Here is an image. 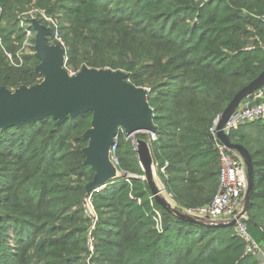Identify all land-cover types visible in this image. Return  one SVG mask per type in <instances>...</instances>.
<instances>
[{"label":"trees","instance_id":"obj_1","mask_svg":"<svg viewBox=\"0 0 264 264\" xmlns=\"http://www.w3.org/2000/svg\"><path fill=\"white\" fill-rule=\"evenodd\" d=\"M33 2L61 22L68 69H122L151 90L158 137L152 154L165 166L158 174L178 207L210 202L220 179L211 128L264 70V0H0V86L42 80L36 30L23 16ZM91 120L85 112L61 124L44 117L0 129V264H260L244 254L234 227L181 220L151 199L132 138L123 133L118 167L137 177L94 191L98 220L91 229L85 186L94 171L82 151ZM230 137L252 156L247 224L264 243V120L240 125Z\"/></svg>","mask_w":264,"mask_h":264},{"label":"water","instance_id":"obj_2","mask_svg":"<svg viewBox=\"0 0 264 264\" xmlns=\"http://www.w3.org/2000/svg\"><path fill=\"white\" fill-rule=\"evenodd\" d=\"M35 33V56L39 63L35 70L42 80L33 85H20L15 89L0 86V129L22 126L52 117L61 124L85 112H92L90 127L84 137L88 144L83 148L84 164L94 171L86 184V201L97 188L118 177L130 176L120 170L112 159V147L118 126L127 135L138 132H156V115L150 106L151 90L131 82L129 73L122 69L93 68L83 65L77 74L71 75L65 66L66 51L59 43H52V28L32 19ZM264 88V70L241 88L216 123V136L242 160L246 172L247 188L238 214L229 219H209L195 216L178 207L162 191L156 180L155 160L148 140L134 138L144 177L156 202L167 212L185 221H194L211 227H234L239 221H250L249 204L254 191V165L249 150L232 141L225 127L244 100H254L256 92Z\"/></svg>","mask_w":264,"mask_h":264},{"label":"built area","instance_id":"obj_3","mask_svg":"<svg viewBox=\"0 0 264 264\" xmlns=\"http://www.w3.org/2000/svg\"><path fill=\"white\" fill-rule=\"evenodd\" d=\"M36 1V0H34ZM44 12V13H43ZM45 19L51 21L53 23L54 29H56L52 33V43H59L61 44L65 51V66L67 67V50H66V43L63 37L60 34L59 26L53 22V17L49 18L45 10H41ZM46 14V15H45ZM33 19V18H32ZM264 24V17L261 18ZM52 28V27H51ZM53 31V28H52ZM2 41L0 36V42ZM255 46L249 45L247 49L252 50ZM261 48L264 50V45H261ZM71 75H75L78 73L77 70L68 69ZM218 118L216 119L214 125L211 128L213 135L216 139V149L219 154L220 158V179H219V187L216 195L214 198L200 206H191L183 208L187 212L203 218L209 219H229L236 217L238 214V210L240 208L242 199L244 197L246 188H247V179H246V172L244 168V164L240 157L233 151H231L225 144H223L216 136V123ZM264 120V88L259 89L256 92V96L254 100H244L238 107L237 111L232 115L231 120L225 127V131L230 134V132L234 129H237L240 125L257 122ZM124 134L127 138L131 137L126 134L125 129L122 125L118 126V133L115 137V145L112 147V159L118 165V159L115 155V150L117 144L119 142L121 134ZM147 136V140L152 150V143L158 139L156 133L146 131L144 132ZM158 168H160L161 172L165 173V166L160 167L159 163L155 161V170L156 174L158 173ZM164 184V183H163ZM104 186L97 188L95 191L100 190ZM162 188V187H161ZM163 193L175 203L173 199L172 193L168 192L166 186L162 188ZM92 192L90 194L89 200L86 202L85 211L88 212L93 224L91 229L95 228V224L98 220L97 213L94 209L92 204ZM151 199L154 197L151 195ZM176 204V203H175ZM155 219L157 223V227L160 228L163 223V214L161 210L155 211ZM234 231L236 235L243 240L245 244V255H251L256 257L260 264H264V243L258 242L253 235L250 233L248 229V224L246 220L239 221L234 226ZM90 243L92 239L90 238ZM92 249V247H91Z\"/></svg>","mask_w":264,"mask_h":264},{"label":"rangeland","instance_id":"obj_4","mask_svg":"<svg viewBox=\"0 0 264 264\" xmlns=\"http://www.w3.org/2000/svg\"><path fill=\"white\" fill-rule=\"evenodd\" d=\"M43 8H40L39 6H37L34 2H33V4L31 5V6H29L28 8H27V10L26 11H24V13H23V16H24V18L25 19H36V20H38V21H42V24H44V25H46V26H50V27H52L53 26V23L51 22V21H49V20H47V19H45V17H44V15H43V13H41V10H42ZM46 15V14H45ZM46 16H48L49 18L51 17L52 18V16L51 15H46ZM53 19V22H55V24H57L58 26H60L61 25V22L59 21V20H57V19H54V18H52ZM61 34V36H63L62 34L63 33H60ZM28 37H29V35H28ZM30 44V41H29V39H26L25 40V42H24V44H23V46H27V45H29ZM136 137V133H134L133 135H131V138H132V143H133V145H134V138ZM146 139V138H145ZM147 140V139H146ZM130 176H134V174H130V173H128ZM142 178L144 177V175H142L141 176ZM156 180H157V182H158V185L160 186V187H162V188H164V184H163V181H162V179H161V176L157 173L156 174ZM87 202V201H86ZM92 204H93V202H92ZM95 209V208H94ZM31 264H37V261L36 260H33L32 261V263Z\"/></svg>","mask_w":264,"mask_h":264},{"label":"bare ground","instance_id":"obj_5","mask_svg":"<svg viewBox=\"0 0 264 264\" xmlns=\"http://www.w3.org/2000/svg\"><path fill=\"white\" fill-rule=\"evenodd\" d=\"M176 203V202H175Z\"/></svg>","mask_w":264,"mask_h":264}]
</instances>
